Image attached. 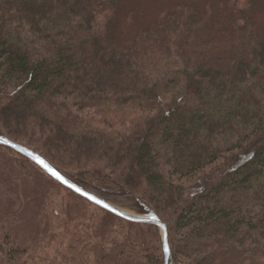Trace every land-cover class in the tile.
Here are the masks:
<instances>
[{"label": "trees", "instance_id": "trees-1", "mask_svg": "<svg viewBox=\"0 0 264 264\" xmlns=\"http://www.w3.org/2000/svg\"><path fill=\"white\" fill-rule=\"evenodd\" d=\"M232 1L221 16L180 3L122 37L105 13L119 0H50L66 12L54 20L0 0V134L156 214L171 264H208V243L264 260V23L258 0ZM85 238L66 263L84 261ZM14 246L1 257L25 264ZM146 258L162 264L161 250Z\"/></svg>", "mask_w": 264, "mask_h": 264}, {"label": "rangeland", "instance_id": "rangeland-1", "mask_svg": "<svg viewBox=\"0 0 264 264\" xmlns=\"http://www.w3.org/2000/svg\"><path fill=\"white\" fill-rule=\"evenodd\" d=\"M33 1L28 13L52 20L66 13L51 5L50 0ZM180 3H193L220 16L235 8L232 0H119L113 10L105 13L117 21L120 35L124 37L128 31L151 24ZM255 14L264 23V0L256 1ZM27 159L3 145L0 147V252L15 245L25 249L19 257L25 264H70L63 256L70 245L84 239L86 234L87 249L81 264H146L147 256L160 255L158 227V235L149 234L147 226L130 224L91 203L53 178L49 179L39 166ZM240 248L233 244L208 243L206 261L208 264H264L261 257L246 254ZM6 262L0 253V264Z\"/></svg>", "mask_w": 264, "mask_h": 264}, {"label": "water", "instance_id": "water-1", "mask_svg": "<svg viewBox=\"0 0 264 264\" xmlns=\"http://www.w3.org/2000/svg\"><path fill=\"white\" fill-rule=\"evenodd\" d=\"M0 145H3L34 162L39 168H41L47 175H49L51 178L62 184L63 186L67 187L74 193L84 197L91 203L99 206L100 208L124 219L130 222L135 223H147V224H153L156 227L159 228L161 233V251H162V264H171V250L168 243V231L165 223L154 213H148V214H133L129 213L122 208L106 201L105 199L89 192L88 190L82 188L81 186L75 184L74 182L67 179L63 174H61L55 167H53L45 158H43L40 154L35 152L34 150L19 144L17 142H14L7 138L4 135L0 134ZM40 161H43L41 163ZM47 165L48 167H45ZM49 169H54L56 172H58L62 177H64V180H67L68 183H64L62 180L57 179L56 176L52 174ZM70 185H74L75 187H71ZM76 189H80V191H77ZM93 197L95 199H93ZM99 201V202H98ZM107 205V207H105ZM167 249V251H165Z\"/></svg>", "mask_w": 264, "mask_h": 264}, {"label": "snow or ice", "instance_id": "snow-or-ice-1", "mask_svg": "<svg viewBox=\"0 0 264 264\" xmlns=\"http://www.w3.org/2000/svg\"><path fill=\"white\" fill-rule=\"evenodd\" d=\"M41 163H43V161H40ZM45 167H48L47 165H45ZM49 171H51L52 172V174L54 175V176H56V178L57 179H60V180H62L64 183H68V181L67 180H64V177H62L58 172H56L54 169H49ZM71 187H75L74 185H70ZM77 191H80V189H76ZM93 199H95L94 197H93ZM99 202V201H98ZM105 207H107V205H105ZM165 251H167V249H165Z\"/></svg>", "mask_w": 264, "mask_h": 264}]
</instances>
